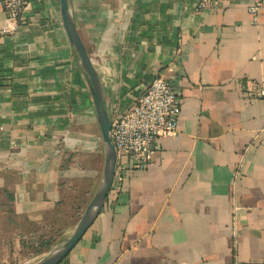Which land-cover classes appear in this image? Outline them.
<instances>
[{
  "label": "crops",
  "instance_id": "crops-1",
  "mask_svg": "<svg viewBox=\"0 0 264 264\" xmlns=\"http://www.w3.org/2000/svg\"><path fill=\"white\" fill-rule=\"evenodd\" d=\"M202 1L70 0L110 116L156 75L181 114L60 264H264V100L243 92L264 86V8L255 23L248 1ZM103 161L60 2L30 0L0 36V264H29L28 237L69 236Z\"/></svg>",
  "mask_w": 264,
  "mask_h": 264
},
{
  "label": "built area",
  "instance_id": "built-area-1",
  "mask_svg": "<svg viewBox=\"0 0 264 264\" xmlns=\"http://www.w3.org/2000/svg\"><path fill=\"white\" fill-rule=\"evenodd\" d=\"M214 6L221 2L248 1L247 11L257 23V13L264 8V0H203ZM5 13V24L0 32L14 33L21 17L30 6V0H0ZM243 92L250 99L264 100V86L247 83ZM181 114V99L171 82L156 75L146 84L142 93L123 113L111 116V143L116 153L115 176L112 186H119L128 169L145 170L157 150L156 142L162 138H175Z\"/></svg>",
  "mask_w": 264,
  "mask_h": 264
},
{
  "label": "water",
  "instance_id": "water-1",
  "mask_svg": "<svg viewBox=\"0 0 264 264\" xmlns=\"http://www.w3.org/2000/svg\"><path fill=\"white\" fill-rule=\"evenodd\" d=\"M59 2L60 15L66 36L91 95L104 161L97 189L73 231L69 236L54 245L36 264H60L78 244L103 209L113 185L116 165V153L110 136L111 116L106 91L76 29L70 0H59Z\"/></svg>",
  "mask_w": 264,
  "mask_h": 264
},
{
  "label": "rangeland",
  "instance_id": "rangeland-1",
  "mask_svg": "<svg viewBox=\"0 0 264 264\" xmlns=\"http://www.w3.org/2000/svg\"><path fill=\"white\" fill-rule=\"evenodd\" d=\"M0 222H4L0 219ZM42 235H40L41 237ZM56 243H49L45 242L43 240H40L38 236H35L34 238L28 237L25 239V246L26 249L29 250L28 254H37L35 257H29L27 258L26 262L29 264H36L54 245L58 244Z\"/></svg>",
  "mask_w": 264,
  "mask_h": 264
}]
</instances>
